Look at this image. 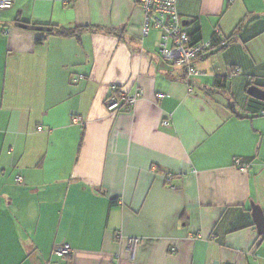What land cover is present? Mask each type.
<instances>
[{
    "label": "crops",
    "instance_id": "1",
    "mask_svg": "<svg viewBox=\"0 0 264 264\" xmlns=\"http://www.w3.org/2000/svg\"><path fill=\"white\" fill-rule=\"evenodd\" d=\"M177 11L189 41L230 40L196 61L192 92L136 0L0 8V264H264V100L247 93L264 90V0ZM112 84L142 95L108 112Z\"/></svg>",
    "mask_w": 264,
    "mask_h": 264
},
{
    "label": "built area",
    "instance_id": "2",
    "mask_svg": "<svg viewBox=\"0 0 264 264\" xmlns=\"http://www.w3.org/2000/svg\"><path fill=\"white\" fill-rule=\"evenodd\" d=\"M232 2L233 0H228ZM13 0H0V8L7 9L12 6ZM142 14L141 35L146 37L153 29L160 31L157 42L158 54L161 60L168 66L181 69L183 81L188 92H192L191 80L201 74L196 66V61L215 51L226 47L229 43L225 39L214 44L212 40L198 41L191 43L187 33L182 27V23L177 11V0H136ZM239 69H234L233 73L238 74ZM84 79V75L79 74L73 78L77 83ZM142 95V90L137 89L131 94H124L119 91V84H112L105 99V108L108 112H117L132 107ZM162 94H158L160 98ZM264 115V110L260 111ZM80 120V116L72 117L73 122ZM234 164L241 170H245L246 164L239 159L234 160ZM170 175L165 176V181L169 182ZM21 177H16V182H20ZM137 242L132 238L129 242V249H132ZM174 251V248H171ZM53 253L57 256H68L71 249L68 245L54 248Z\"/></svg>",
    "mask_w": 264,
    "mask_h": 264
},
{
    "label": "trees",
    "instance_id": "3",
    "mask_svg": "<svg viewBox=\"0 0 264 264\" xmlns=\"http://www.w3.org/2000/svg\"><path fill=\"white\" fill-rule=\"evenodd\" d=\"M35 27H41V26H35ZM89 29H92V28H89L88 26H75V27H72V28H65V27H58V26H46L45 28L42 27V30L45 31V32H48V33H55V35L57 36H60V37H74V38H79V36L81 35V33H83L84 31L86 30H89ZM219 39L216 38L215 36L212 38V42L214 44L218 43ZM228 43L230 42V40L228 39H225ZM38 42H40V40L38 39L37 40ZM191 43H195V42H192L190 40V44ZM224 82H225V79L224 78H216L215 80V85L217 87H220L223 89L224 87Z\"/></svg>",
    "mask_w": 264,
    "mask_h": 264
},
{
    "label": "water",
    "instance_id": "4",
    "mask_svg": "<svg viewBox=\"0 0 264 264\" xmlns=\"http://www.w3.org/2000/svg\"><path fill=\"white\" fill-rule=\"evenodd\" d=\"M37 30H42V27H36ZM247 93L255 98L260 100H264V90L256 85H250L247 88ZM252 215L256 224V229L258 234L264 233V214L261 208L257 205L252 203Z\"/></svg>",
    "mask_w": 264,
    "mask_h": 264
}]
</instances>
